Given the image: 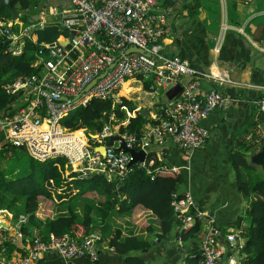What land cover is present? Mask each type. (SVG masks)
Segmentation results:
<instances>
[{"label": "built area", "instance_id": "built-area-1", "mask_svg": "<svg viewBox=\"0 0 264 264\" xmlns=\"http://www.w3.org/2000/svg\"><path fill=\"white\" fill-rule=\"evenodd\" d=\"M66 1L69 9L53 8L51 14L57 17L54 23L65 29L67 35H59L52 42H39L30 61L35 71L2 85L9 97L0 110L2 156H10L12 147H22L28 157L37 161L64 157L79 179L98 174L107 182L120 181L130 170V155L118 148L116 140L106 144L108 138L120 136L127 148L143 152V159L133 164L145 174L177 172V167L162 162L164 150L169 144L185 151L200 147L208 138L200 122L212 110L224 108L230 101L218 88L237 85L236 82L224 72L209 74L185 58L162 53L163 38L169 27L165 25L166 11L159 7V0ZM44 25L42 18L26 23L0 18V49L2 45L3 53L20 55L26 40L36 44L32 35ZM70 30L73 34L68 37ZM64 40L66 44H60ZM131 46L141 49L142 53L127 51ZM131 79L142 89L147 83L146 91L151 94L165 91L176 83L181 88L165 105L158 106L153 121L137 132L120 133L119 126L125 120L115 119L110 111L106 113L107 122L94 133L60 124L65 112L85 106L92 98L110 101L111 108L120 103L121 96L129 100L118 94V90L124 81ZM203 79L212 82L210 88L200 86ZM258 90L256 105L264 116V83ZM260 135L264 138V132ZM100 147L103 153L98 151ZM169 204L177 233L197 221L205 223L196 264H222L223 251L216 245L217 231L207 214L197 209L191 195L187 191H173ZM28 219V214L17 213L11 233L8 227L0 225V264H33L48 252L65 259L96 258L99 234L92 232L79 239L67 234H49L44 240L39 234L21 232V226ZM240 234L237 231L226 235L228 248L236 247L238 254L240 246L234 243ZM8 237L18 238L22 244L20 253L6 251L2 241ZM178 243H181L179 237ZM237 257L233 264H242L240 255Z\"/></svg>", "mask_w": 264, "mask_h": 264}, {"label": "crops", "instance_id": "crops-1", "mask_svg": "<svg viewBox=\"0 0 264 264\" xmlns=\"http://www.w3.org/2000/svg\"><path fill=\"white\" fill-rule=\"evenodd\" d=\"M31 1L29 10L18 13L17 22L26 23L37 18V15L45 21V25H49L57 19L51 14L53 8L57 11L69 9L66 0ZM159 7L166 11L165 25L169 27L163 38V54H176L209 74L224 72L237 84L218 88L229 96L230 101L224 108L212 110L200 122L208 132L206 141L191 151L169 144L162 159L166 165L178 169L180 180L175 184V191H187L197 209L205 212L212 222L217 231L216 245L223 251L222 264H233L239 254L236 247L228 248L226 235L243 232L246 203L237 193L228 156L231 151L247 147L245 155L249 159L264 145V138H260V133L264 132V116L256 105L258 86L264 83V39L258 42L253 37L256 25L264 23V0H168L166 6H161L159 0ZM20 15H28L29 18L23 22L19 19ZM129 81L130 86L131 83H138L132 79ZM211 85L210 80L200 81L203 89ZM127 90L125 96L136 103V112L141 111L149 123L157 114L158 106L167 103L160 101L157 93H148L140 85ZM126 117L124 114L121 120L126 122ZM117 208L115 204L105 223L110 231H118V241L132 236L144 243L143 248L129 253L144 264H186V260L198 250L195 237H187L178 243L181 230L177 233L175 221L171 223L169 232L160 237L159 221L155 218L146 220L149 232L139 224L143 222L142 217L149 216L148 210L136 205L129 213H118ZM38 212L39 219L54 217L53 214ZM93 217L96 219L93 224L99 227L101 222L95 215ZM238 218L241 219L236 224ZM13 222L12 214L0 209V225L8 227V233H11ZM200 222L205 225L203 221ZM27 231L28 235L39 233L33 227ZM242 241L240 235L234 245L238 243L241 246ZM2 243L8 253L22 251L18 238L8 237ZM97 251L93 260L82 256L65 259L48 252L33 264H127L124 256L105 242L97 245Z\"/></svg>", "mask_w": 264, "mask_h": 264}, {"label": "trees", "instance_id": "trees-1", "mask_svg": "<svg viewBox=\"0 0 264 264\" xmlns=\"http://www.w3.org/2000/svg\"><path fill=\"white\" fill-rule=\"evenodd\" d=\"M167 1L160 0L161 6H166ZM31 2L10 0V5L19 12H26ZM0 18H9L7 9L0 8ZM28 18V15H20L19 19L25 22ZM59 35L66 36L67 31L55 23L44 25L32 35V40L37 45L26 40L23 52L17 56L3 53L1 45L0 110L9 100L2 85L16 77L33 73L35 69L30 67V61L38 43L52 42ZM253 37L258 42L264 39V23L256 25ZM143 87L146 89L147 83H144ZM110 105L108 100L92 98L85 106L65 112L60 118V124L68 129L82 127L94 133L107 122L106 113L109 111L118 120L124 115V111L129 113L125 124L119 126L120 133L137 132L148 122L141 111L136 112L135 103L124 96L120 97V103L114 104L112 108ZM18 148L24 151L22 147ZM15 149L16 147H12L11 153ZM246 149L247 147H243L240 151H231L228 156L236 190L245 200V214L248 217V222L240 234L243 241L239 247V255L242 264H264V174L257 172L255 166L249 162L245 155ZM179 180L178 172L160 171L147 175L134 164L120 181L107 182L98 174L79 179L64 157L57 156L43 161L28 157L27 169L21 175L8 178L0 170V209L11 213L14 218L19 212L29 215L28 222L20 228L23 234L28 235V228L33 227L44 240L49 234H67L73 239H78L94 231L100 235V242L107 243L116 253L124 256L127 264H144L134 255H129L130 252L143 248L144 243L132 236L118 241L119 233L117 230L110 231V227L105 223L106 217L115 204L118 205V213H129L134 206L139 205L142 210L150 212L149 216L142 217L140 226L149 232L146 220L155 218L160 225L159 236L166 235L174 221L169 195L175 191V184ZM45 201L52 203L59 211L52 218L46 216L39 219L38 209H41ZM92 212L101 222L99 227L93 224L96 219L90 215ZM240 219L238 218L236 224ZM204 232V224L201 225V222L197 221L191 228L181 230L179 238L185 241L187 237H195L199 245ZM196 254L197 251L192 258L186 260V264H196Z\"/></svg>", "mask_w": 264, "mask_h": 264}, {"label": "water", "instance_id": "water-1", "mask_svg": "<svg viewBox=\"0 0 264 264\" xmlns=\"http://www.w3.org/2000/svg\"><path fill=\"white\" fill-rule=\"evenodd\" d=\"M3 7L8 10L9 12V19L14 20L18 16V9L14 8L10 5V0H0V8ZM35 17L38 18L36 15ZM35 18L34 20H37ZM75 28V26H71V29ZM73 34L72 30L69 31L68 37H70ZM60 44L65 45L66 41L60 42ZM133 51L137 53H142L141 49H138L136 47H130L127 49V51ZM145 55H148V53H144ZM180 84L176 83L172 86H170L167 90L164 91V97L167 100H171L179 91H180ZM87 89V88H86ZM113 140H116L119 144L118 148L121 149L123 152H127L130 155V161L129 165L131 166L136 161H141L143 159V152L142 151H134L132 148H127L123 142V139L120 136H112L108 138L106 144L110 145ZM4 142H1V145H3ZM98 151L103 153V147L98 148ZM249 162L255 166L260 167L264 170V145L259 148L257 152L249 156Z\"/></svg>", "mask_w": 264, "mask_h": 264}, {"label": "rangeland", "instance_id": "rangeland-1", "mask_svg": "<svg viewBox=\"0 0 264 264\" xmlns=\"http://www.w3.org/2000/svg\"><path fill=\"white\" fill-rule=\"evenodd\" d=\"M20 14H23V13L21 12ZM22 16H24V15H22ZM131 86H139V83H131ZM156 93H157L156 96H158V98H160V101L165 100L168 102V100L165 99V97H164V91L157 90ZM130 97L132 98L133 95H130ZM0 154H1V152H0ZM27 159H28L27 153L25 151H23L21 148L16 147V149L14 151H12V154L10 156H8V155L2 156V154L0 155V170L3 171V173L8 178H13L16 175H21V174L25 173V171L27 169ZM255 168H256L257 172L264 174L263 169H261L258 166H255ZM77 209L79 211L78 207H77ZM38 211H41L43 214H48V215L53 214V216H56L58 214L59 209L56 208L49 201L48 202L45 201L42 204L41 209H38ZM92 216H94V214H92ZM243 220H245V223L248 222V217L246 214L243 215ZM98 243H100V242H98Z\"/></svg>", "mask_w": 264, "mask_h": 264}, {"label": "bare ground", "instance_id": "bare-ground-1", "mask_svg": "<svg viewBox=\"0 0 264 264\" xmlns=\"http://www.w3.org/2000/svg\"><path fill=\"white\" fill-rule=\"evenodd\" d=\"M130 81H124L121 86L120 89L118 90V94L120 95H126L125 93L128 92V88H131L132 86L129 85Z\"/></svg>", "mask_w": 264, "mask_h": 264}, {"label": "clouds", "instance_id": "clouds-1", "mask_svg": "<svg viewBox=\"0 0 264 264\" xmlns=\"http://www.w3.org/2000/svg\"><path fill=\"white\" fill-rule=\"evenodd\" d=\"M79 239V238H78Z\"/></svg>", "mask_w": 264, "mask_h": 264}]
</instances>
